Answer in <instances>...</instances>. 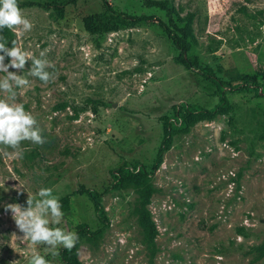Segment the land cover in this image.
I'll list each match as a JSON object with an SVG mask.
<instances>
[{
    "label": "rangeland",
    "instance_id": "374dc122",
    "mask_svg": "<svg viewBox=\"0 0 264 264\" xmlns=\"http://www.w3.org/2000/svg\"><path fill=\"white\" fill-rule=\"evenodd\" d=\"M18 1L29 3L19 7L34 27L12 30L13 40L36 56L47 50L56 79L45 85L27 76L30 61L9 69L29 79L16 89V102L36 118L46 142H22L23 158L0 154V264H27L33 251L63 264L45 245L17 239L13 233H23L6 210L26 207L27 193L37 197L41 187L52 189L64 212L51 226L75 231L82 223L86 234L100 231L77 242L79 264H264V0H159L169 9L105 0L146 18L95 32L83 18L103 14L101 0ZM185 16L187 55L199 69L224 86L256 83L226 91V108L209 117L197 113L213 108L216 83L179 61L180 49L159 24L181 26ZM179 106L188 109L183 121L174 116ZM165 118L170 133L156 161ZM131 171L149 186L152 246ZM80 187L98 194L105 225Z\"/></svg>",
    "mask_w": 264,
    "mask_h": 264
},
{
    "label": "clouds",
    "instance_id": "9594fccd",
    "mask_svg": "<svg viewBox=\"0 0 264 264\" xmlns=\"http://www.w3.org/2000/svg\"><path fill=\"white\" fill-rule=\"evenodd\" d=\"M34 25L22 12L18 0H0V31L4 28L13 30L17 35L30 32ZM0 36V93L6 94L0 98V154L12 158H23L22 142L29 141L35 145H43L46 140L43 129L37 126V120L30 111H26L23 103L16 102V89L30 85L24 75L9 71L10 68L23 70L26 62H31L27 76L39 79L47 85L54 82L56 72L54 65L46 58L47 50L41 51L39 56L25 51L15 40L12 46ZM10 58L9 63L5 59ZM53 69L49 71L48 69ZM11 149V151H7ZM27 206L18 203L8 204L6 210L12 213V219L23 236L17 239L30 242L33 245L42 244L52 256L59 255V249L72 250L78 240V234L68 231L60 225L64 217L62 205L58 197L53 195L52 189L41 187L37 197L27 193ZM16 264V262H14ZM27 264H50L44 256L33 251L27 258Z\"/></svg>",
    "mask_w": 264,
    "mask_h": 264
},
{
    "label": "trees",
    "instance_id": "16d2710c",
    "mask_svg": "<svg viewBox=\"0 0 264 264\" xmlns=\"http://www.w3.org/2000/svg\"><path fill=\"white\" fill-rule=\"evenodd\" d=\"M102 5L104 7L103 14L99 15V13H91L86 15L83 18V26L86 30L90 32L95 31H104L113 29L116 24H129L134 23L138 21V19L146 18L144 14H138L137 16H132L125 14L123 12L115 11L105 0H101ZM145 3H156L158 5H161L162 7H165L166 9H169L167 6H165L161 1L159 0H144ZM27 5L28 2L25 1H18V5ZM183 20V24L181 26H176L171 21L172 27H169L166 23L159 21V24L162 26V28L169 34L173 45L176 48L180 49L179 54V61L188 66V67H194L198 69V73L206 80L214 81L216 83V92H217V101L215 102L214 106L210 110H204L201 109L198 111V115L209 117L213 110H224L227 106V98H226V91H241V90H249L252 86L255 87L256 83L254 79H250L249 81L247 78H244V80H240L237 82H226L227 86L221 85V83L217 80V78L208 70V69H199L195 58L189 57L187 55V51L189 50V44L186 40L188 36H190V26L189 16H185L180 18V21ZM98 29V30H97ZM0 36H3L8 41L7 46L9 47L11 45V41H13L14 33L12 30H9L7 28H4L2 31H0ZM251 82V83H250ZM254 91L256 92V88H254ZM175 118L180 119L181 121L185 120L188 115V109L184 108L183 106H179L175 109ZM166 125L164 127V133L161 139V142L158 146L157 152H156V161L159 160L160 153L164 149V147L167 145L168 140V134L170 133L169 126L170 121H168L165 118ZM128 175L131 176L137 185H140V196L141 201L139 203V207L136 208V211L139 215V222L140 225L144 231V239L148 245L152 246V240L155 232V227L150 220L148 216V210L145 208V204L148 202L149 196V186L148 184H143L142 186V179L139 171H135L134 173L128 172ZM80 191H83L88 198L92 200L93 203V211L95 214L96 219L99 223L102 225L106 224V218L102 212L101 204L99 201L98 194L93 189L83 188L80 187ZM78 234L79 239L81 237L85 236L86 239H89L94 234H99L100 231H91L88 234H86L87 230L85 228V225L82 223H78L76 226L75 231ZM79 241V240H78ZM77 245V244H76ZM59 256L63 264H79L77 254H76V246L72 250H66L63 247L60 249Z\"/></svg>",
    "mask_w": 264,
    "mask_h": 264
}]
</instances>
